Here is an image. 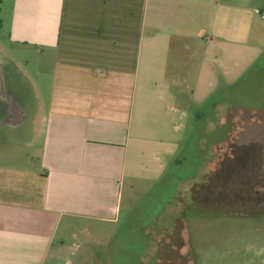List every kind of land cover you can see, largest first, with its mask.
Instances as JSON below:
<instances>
[{"label":"crops","instance_id":"1","mask_svg":"<svg viewBox=\"0 0 264 264\" xmlns=\"http://www.w3.org/2000/svg\"><path fill=\"white\" fill-rule=\"evenodd\" d=\"M8 2L0 28L34 49L50 80L45 106L40 95L29 106L11 93L19 116L9 123L30 115L39 154L0 166V264H69L56 244L62 225L117 223L125 183L164 177L189 111L203 119L201 108L259 63L264 0Z\"/></svg>","mask_w":264,"mask_h":264},{"label":"rangeland","instance_id":"2","mask_svg":"<svg viewBox=\"0 0 264 264\" xmlns=\"http://www.w3.org/2000/svg\"><path fill=\"white\" fill-rule=\"evenodd\" d=\"M8 5L0 0V20ZM0 47L30 82L13 68L11 77L0 53V166H27L26 158L36 162L39 154L36 124L29 126L28 115L11 125L8 99L16 92L33 106L40 95L45 106L50 77L39 76L34 49L10 42L5 25ZM196 67L193 61L188 69ZM189 112L184 143L165 176L134 188L125 183L117 223L62 225L56 244L69 264H264V55L201 108L203 119ZM217 159L221 167L211 174ZM64 258L57 263L68 264Z\"/></svg>","mask_w":264,"mask_h":264},{"label":"flooded vegetation","instance_id":"3","mask_svg":"<svg viewBox=\"0 0 264 264\" xmlns=\"http://www.w3.org/2000/svg\"><path fill=\"white\" fill-rule=\"evenodd\" d=\"M8 71L10 72V76L12 77V69H11V67L10 66H8ZM11 96V95H10ZM8 102H9V104H10V106H11V113L13 114V116H14V118H17L18 116H19V113L17 112V109H16V106H15V102H16V99L14 98V97H10L9 99H8ZM14 123V122H13ZM216 164H215V167H214V170L212 171V173L211 174H213V173H215V172H217L216 170L217 169H219L221 166L219 165L220 164V161L217 159L216 161ZM219 171H221V170H219ZM210 175H208V176H206L205 178H206V180H207V178L209 177ZM217 177L220 179L221 178V175L219 174V172H218V175H217ZM233 177V176H232ZM221 180V179H220ZM207 183L208 182H206V185H207ZM206 185H204V187L206 186ZM194 194L195 193H193L192 194V197H194Z\"/></svg>","mask_w":264,"mask_h":264},{"label":"built area","instance_id":"4","mask_svg":"<svg viewBox=\"0 0 264 264\" xmlns=\"http://www.w3.org/2000/svg\"><path fill=\"white\" fill-rule=\"evenodd\" d=\"M256 14L260 15L264 19V14L261 11H256Z\"/></svg>","mask_w":264,"mask_h":264}]
</instances>
